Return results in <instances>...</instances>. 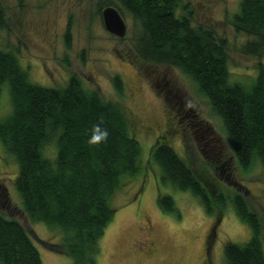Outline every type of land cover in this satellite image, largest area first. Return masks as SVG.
Masks as SVG:
<instances>
[{
  "label": "trees",
  "instance_id": "1",
  "mask_svg": "<svg viewBox=\"0 0 264 264\" xmlns=\"http://www.w3.org/2000/svg\"><path fill=\"white\" fill-rule=\"evenodd\" d=\"M131 16L138 27L134 50L152 64L179 68L193 82L211 112L221 121L237 169L259 165L264 178V65L233 78L228 69L227 43L212 29L192 25V11L182 0H117L109 5ZM235 33L248 40L239 52L264 57V0H239L229 19ZM0 9V30L3 28ZM114 85L121 90L117 77ZM5 88V89H2ZM5 92L9 113L0 121V144L17 167L13 187L31 222L61 232V242H41L69 257L72 264H95L98 242L112 220L114 193L142 168L156 170L157 204L174 212L175 204L159 186L188 191L207 211L231 204L247 224L244 244L226 242V264H264V231L258 214L237 193L229 196L193 173L168 142H157L145 162L126 113L102 100L77 75L61 87L31 81L17 55L0 50V96ZM107 132L90 143L94 129ZM52 144V157L43 154ZM143 162V163H142ZM35 234L18 220L0 213V264H43L32 242Z\"/></svg>",
  "mask_w": 264,
  "mask_h": 264
},
{
  "label": "rangeland",
  "instance_id": "2",
  "mask_svg": "<svg viewBox=\"0 0 264 264\" xmlns=\"http://www.w3.org/2000/svg\"><path fill=\"white\" fill-rule=\"evenodd\" d=\"M117 0H0L4 26L0 50L13 51L32 82L61 87L70 75L116 103L127 115L131 132L145 162L157 142H168L193 171L225 196L237 193L259 216L264 231V178L261 167L237 169L221 121L179 68L152 64L134 50L138 27L127 13L123 37L103 26V8ZM192 11V25L212 29L227 43L228 69L233 78L255 72L264 57L239 52L248 40L237 34L229 19L239 0H182ZM117 77L121 90L114 85ZM5 89V88H2ZM6 90V89H5ZM9 113L5 92L0 96V121ZM159 140V141H158ZM53 145L43 154L52 157ZM142 162V163H143ZM222 162H226L223 169ZM17 167L0 144V213L18 220L28 231L43 264H72V259L41 242H61V232L31 222L13 187ZM156 170L144 167L112 197L116 209L98 242L95 264H226V242L244 244L246 223L231 204L212 205L209 214L188 191L159 186L172 197L174 212L157 204Z\"/></svg>",
  "mask_w": 264,
  "mask_h": 264
},
{
  "label": "water",
  "instance_id": "3",
  "mask_svg": "<svg viewBox=\"0 0 264 264\" xmlns=\"http://www.w3.org/2000/svg\"><path fill=\"white\" fill-rule=\"evenodd\" d=\"M104 28L117 37H123L126 31V24L118 10L112 6L103 8L101 12Z\"/></svg>",
  "mask_w": 264,
  "mask_h": 264
},
{
  "label": "clouds",
  "instance_id": "4",
  "mask_svg": "<svg viewBox=\"0 0 264 264\" xmlns=\"http://www.w3.org/2000/svg\"><path fill=\"white\" fill-rule=\"evenodd\" d=\"M107 136V132L101 130L99 127L94 129L93 135L90 138V143H95L101 141L103 138Z\"/></svg>",
  "mask_w": 264,
  "mask_h": 264
},
{
  "label": "flooded vegetation",
  "instance_id": "5",
  "mask_svg": "<svg viewBox=\"0 0 264 264\" xmlns=\"http://www.w3.org/2000/svg\"><path fill=\"white\" fill-rule=\"evenodd\" d=\"M222 163H224V164L222 165V166H223V169H224V165H226V164H225L226 162H222Z\"/></svg>",
  "mask_w": 264,
  "mask_h": 264
}]
</instances>
